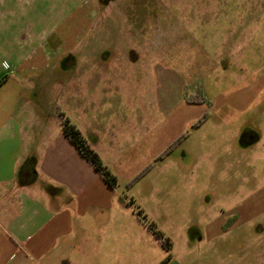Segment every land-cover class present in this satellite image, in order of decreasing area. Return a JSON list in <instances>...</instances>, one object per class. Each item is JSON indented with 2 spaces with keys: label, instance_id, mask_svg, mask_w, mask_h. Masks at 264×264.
<instances>
[{
  "label": "rangeland",
  "instance_id": "rangeland-1",
  "mask_svg": "<svg viewBox=\"0 0 264 264\" xmlns=\"http://www.w3.org/2000/svg\"><path fill=\"white\" fill-rule=\"evenodd\" d=\"M93 1L94 21L86 0H0V73L24 92L18 105L56 124L68 109L72 54H125L160 37L188 93L200 87L222 124L193 131L140 180L114 177L134 215L169 240L167 250L153 236V252L129 244V264H264V0ZM38 39L62 50L41 71L25 62ZM245 83H257L247 99Z\"/></svg>",
  "mask_w": 264,
  "mask_h": 264
},
{
  "label": "crops",
  "instance_id": "crops-1",
  "mask_svg": "<svg viewBox=\"0 0 264 264\" xmlns=\"http://www.w3.org/2000/svg\"><path fill=\"white\" fill-rule=\"evenodd\" d=\"M86 1L94 21L98 9L93 0ZM45 42L38 39L26 56L31 69L41 71L60 59L62 50H50ZM142 44L125 54L87 48L72 54L68 109L58 112L56 124L46 122L42 109L19 106L24 92L8 89L14 78L0 73V264H129V244L155 251L151 231L61 129L62 115L117 180L133 181L146 176L152 160L164 161L205 123L222 124L219 118L212 120L217 107L200 87L205 102L186 101L196 92L188 93L171 58L159 51L160 37L155 46ZM142 72L145 96L140 97ZM256 84L245 83L241 94L247 99ZM24 161L30 165L21 173Z\"/></svg>",
  "mask_w": 264,
  "mask_h": 264
},
{
  "label": "trees",
  "instance_id": "trees-1",
  "mask_svg": "<svg viewBox=\"0 0 264 264\" xmlns=\"http://www.w3.org/2000/svg\"><path fill=\"white\" fill-rule=\"evenodd\" d=\"M205 97L203 96L202 92L197 91L196 93L189 95L188 97H185L186 101L188 103H197V102H205ZM61 129L62 132L64 133V135L71 141V143H73V145L75 146V148L79 151V153L89 162V164H91L96 171H98L100 173V176L105 180V182L111 187L114 188L116 185V180L114 178V176L107 170V168L101 163L100 161V157L98 156V154L92 150L89 145L87 144L88 142L86 141V139L81 135L80 131L74 127V124L72 122H70V120L61 115ZM203 117L198 119V121L196 123H194V126H197L201 121H202ZM186 135V132L183 133L176 141L175 143H173L172 145H169L163 152L162 154L158 157V159H162L164 158L166 155L169 154V152L172 151V149L174 148L175 145H177L181 139H183ZM30 165V161H24L23 165L21 166V170L20 172H24V169L28 168ZM150 168V165L147 166L143 172L141 173L140 176H142L148 169ZM20 173V174H21ZM138 176V177H140ZM137 178V177H136ZM139 214V212H138ZM151 233L153 234V236L159 241V243L168 250L169 248V240L165 239L162 240L161 239V234L155 232L152 229L151 224L148 225L147 227ZM169 257H165L160 263L158 264H165L166 261L169 260Z\"/></svg>",
  "mask_w": 264,
  "mask_h": 264
}]
</instances>
